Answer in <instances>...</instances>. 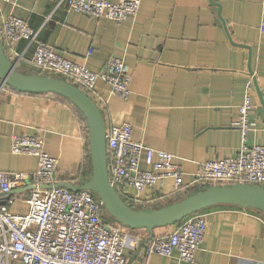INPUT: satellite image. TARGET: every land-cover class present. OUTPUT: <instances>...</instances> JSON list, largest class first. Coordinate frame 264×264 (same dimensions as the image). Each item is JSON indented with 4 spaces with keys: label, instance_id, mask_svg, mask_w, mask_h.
Returning <instances> with one entry per match:
<instances>
[{
    "label": "crops",
    "instance_id": "crops-1",
    "mask_svg": "<svg viewBox=\"0 0 264 264\" xmlns=\"http://www.w3.org/2000/svg\"><path fill=\"white\" fill-rule=\"evenodd\" d=\"M216 2L225 24L211 0H141L137 13L122 21L86 15L59 0H0V26L10 14L26 19L38 30V40L95 71L103 68L110 55L122 56L132 75L131 95L117 96L103 80L96 82L92 94L107 129L130 122L133 139L177 156L184 183L189 184L200 162L239 152L242 133L233 122L254 76L264 96V0ZM1 36L11 58L22 56L31 62L35 42L12 44ZM19 68L28 70L22 64ZM249 94L252 108L246 141L262 144L264 105L254 84ZM21 133L41 135L45 150L57 157L55 183L78 184L90 177L89 131L82 112L58 94L21 91L0 79L1 171H36L35 155L11 151L12 135ZM141 167L150 168L144 160ZM33 186L27 180L3 201L11 199L12 212L26 213ZM198 187L176 191L169 177L153 190L139 192L137 200L129 203L145 208L163 205ZM128 190L135 196L134 188ZM206 212V233L193 261L181 260L177 250L170 255L147 254L143 245L131 264H264L261 212L234 205L212 206ZM176 226L157 227L153 237L168 234ZM138 233L141 241L149 234ZM137 248L126 250L129 258Z\"/></svg>",
    "mask_w": 264,
    "mask_h": 264
},
{
    "label": "built area",
    "instance_id": "built-area-1",
    "mask_svg": "<svg viewBox=\"0 0 264 264\" xmlns=\"http://www.w3.org/2000/svg\"><path fill=\"white\" fill-rule=\"evenodd\" d=\"M62 2L86 15L115 21L136 14L141 4V0H59ZM261 30L264 31V22ZM0 33L12 44L21 40L35 42L31 57L33 64L39 66L43 73L76 84L91 96L96 91L98 80L109 83L113 93L121 98L127 99L131 95L132 75L120 55H110L103 68L92 70L38 40V30L28 20L14 14L4 18ZM252 88L253 80L248 83L238 118L233 122L242 133L239 152L233 157L200 162L189 184L184 183V170L175 154L133 139V126L128 121L110 126L106 135L107 167L109 179L118 193L127 203L133 202L139 192L153 190L169 177L173 178L176 191L190 185L201 187L234 182L264 186V143L249 145L246 141L250 129L248 115L252 101L249 93ZM44 143L41 135H12L11 151L35 155L38 165L32 174L0 170V262L127 264L126 250H134L138 246L142 240L140 234L136 230L133 232L134 228L108 221L103 202L89 188L45 187V184L56 182L58 160L48 154ZM142 160L149 169L141 167ZM27 180L34 185L27 199L29 209L26 213L12 212L8 207L11 199L3 201L4 196L10 194L14 187L26 185ZM128 187L134 188L135 196L129 195ZM207 214L206 209H202L187 215L177 222L172 232L147 241L144 244L146 253L170 255L177 250L181 260L193 261L206 233Z\"/></svg>",
    "mask_w": 264,
    "mask_h": 264
},
{
    "label": "water",
    "instance_id": "water-1",
    "mask_svg": "<svg viewBox=\"0 0 264 264\" xmlns=\"http://www.w3.org/2000/svg\"><path fill=\"white\" fill-rule=\"evenodd\" d=\"M220 20L225 24L220 14ZM19 64L28 67L21 70ZM252 72V69L250 68ZM0 79L2 84L12 88L34 93L50 92L58 94L71 101L85 116L89 131V152L92 162V172L89 178L78 184L54 183L45 187L66 186L78 190L91 189L103 202L105 211L114 220L130 227L146 229L148 236L140 242L138 248L127 264H131L141 247L153 238V231L160 226H166L182 218L218 205H236L251 208L264 215V186L253 183L234 182L230 184H209L169 203L157 207L132 206L118 193L109 179L107 160V126L102 110L94 98L76 84L53 74L43 73L41 68L29 61L16 57L11 58L5 50L0 34ZM255 89L259 92L264 105V96L253 77Z\"/></svg>",
    "mask_w": 264,
    "mask_h": 264
},
{
    "label": "trees",
    "instance_id": "trees-1",
    "mask_svg": "<svg viewBox=\"0 0 264 264\" xmlns=\"http://www.w3.org/2000/svg\"><path fill=\"white\" fill-rule=\"evenodd\" d=\"M88 146H89V141H88ZM201 187H203V186H201ZM200 186L198 187V188H195V189H193V190H190L189 192H187L186 194H184V195H182V196H180V197H178V198H181V197H183V196H185V195H187V194H189V193H191V192H193V191H195V190H197V189H199V188H201ZM178 198H176L175 200H177ZM158 206H160V205H158ZM234 206H236V205H234ZM153 207H157V206H153ZM105 218L108 220V221H116V220H114L112 217H110V216H105ZM183 219V218H182ZM180 221V220H179ZM116 222H118V221H116ZM178 222V221H177ZM176 222V223H177ZM120 223V222H119Z\"/></svg>",
    "mask_w": 264,
    "mask_h": 264
},
{
    "label": "rangeland",
    "instance_id": "rangeland-1",
    "mask_svg": "<svg viewBox=\"0 0 264 264\" xmlns=\"http://www.w3.org/2000/svg\"><path fill=\"white\" fill-rule=\"evenodd\" d=\"M1 34V33H0ZM2 37V36H1ZM3 40V39H2ZM20 58V57H19ZM32 63V62H31ZM179 199V198H178ZM105 216L107 215V216H109L108 214H107V212L105 211ZM135 230L138 232V231H142V230H146V229H140V228H138V229H134V231L133 232H135ZM147 231V230H146ZM136 233V232H135ZM148 236V234L146 235V237Z\"/></svg>",
    "mask_w": 264,
    "mask_h": 264
},
{
    "label": "bare ground",
    "instance_id": "bare-ground-1",
    "mask_svg": "<svg viewBox=\"0 0 264 264\" xmlns=\"http://www.w3.org/2000/svg\"><path fill=\"white\" fill-rule=\"evenodd\" d=\"M122 224V223H121ZM124 225V224H123ZM126 226V225H125Z\"/></svg>",
    "mask_w": 264,
    "mask_h": 264
}]
</instances>
